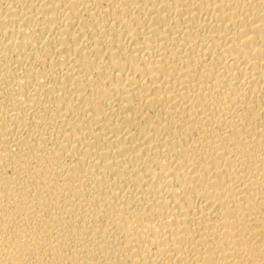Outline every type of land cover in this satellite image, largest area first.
<instances>
[{"label": "bare ground", "instance_id": "6f19581e", "mask_svg": "<svg viewBox=\"0 0 264 264\" xmlns=\"http://www.w3.org/2000/svg\"><path fill=\"white\" fill-rule=\"evenodd\" d=\"M0 264H264V0H0Z\"/></svg>", "mask_w": 264, "mask_h": 264}]
</instances>
